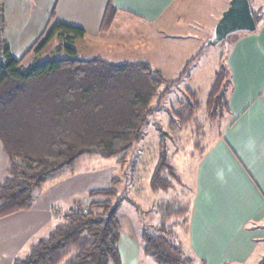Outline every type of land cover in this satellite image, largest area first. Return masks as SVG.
Returning <instances> with one entry per match:
<instances>
[{"label": "trees", "instance_id": "obj_1", "mask_svg": "<svg viewBox=\"0 0 264 264\" xmlns=\"http://www.w3.org/2000/svg\"><path fill=\"white\" fill-rule=\"evenodd\" d=\"M117 13L109 1L101 35L110 31ZM253 13L258 24L262 10L256 15L253 9ZM5 23V8L0 0V139L10 159L0 184V218L31 209L36 192L58 172L74 170L80 157L125 155L142 139L149 116L161 109V103L152 105L156 96L160 94L157 101L162 102L205 50L186 62L179 78L168 80L147 61H113L100 55L80 57L76 41L86 38V31L53 21L26 56L42 52L53 40L59 41L57 49H65L67 55L37 58L25 66L23 58H16L10 51L4 37ZM223 80L218 74L206 102L211 117L224 101L227 106ZM162 85L166 87L160 92ZM199 105L198 101L189 103L174 116L186 125L194 119ZM161 144L151 179L153 191L173 188V182L165 176L167 172L181 181ZM118 182L120 179L114 177L110 186L90 190V202L85 207L70 209L63 223L33 244L25 257L14 259L13 264H121V200L111 199L117 194ZM184 207L177 213L171 210L170 215L180 217L188 212V206ZM171 234L172 226L165 221L154 232H144V252L158 264H190L193 259ZM258 264H264V256Z\"/></svg>", "mask_w": 264, "mask_h": 264}, {"label": "rangeland", "instance_id": "obj_2", "mask_svg": "<svg viewBox=\"0 0 264 264\" xmlns=\"http://www.w3.org/2000/svg\"><path fill=\"white\" fill-rule=\"evenodd\" d=\"M197 3L186 0L179 4L182 11L180 10L179 16L176 17L178 25L174 28L167 26L168 29L156 28L128 17L118 16L106 36L85 39L77 43L76 49L82 58L100 55L113 61H147L154 69L160 67L162 69H159L160 73L168 80L179 78L186 62L201 49L205 50L189 66L187 74L180 82L173 85L170 92L164 95L162 102L157 101L160 94L156 96L152 105L161 103V109L149 116V121L142 131V139L125 155L113 157H103L100 154L84 155L78 159L74 170H62L59 175L48 181V187L43 189L47 205L44 207L42 200H39L35 209L36 212L52 210L53 217L46 226L33 233L37 227V223L34 222L36 217L28 226L21 221L24 216L22 214L27 210L9 219L10 223L3 228L9 229L13 234H25L21 237L24 240H20L25 242V247L16 257L12 256L14 248L8 250L5 264H13L14 259L25 257L33 244L46 237L56 225L65 221V213L70 209L85 207L86 203L90 202L88 193L91 189L110 186L114 177L119 178L120 182L116 183L117 194L111 199L121 200L118 211L121 231L142 245V233L154 232L165 221L172 226V239L182 246L187 256L194 259L190 264H198L185 233L188 228V212L182 213L180 217L171 216L170 212L173 210L177 213L180 207L187 206L177 205L176 201H180L182 192H187L186 196L182 197L185 198L190 197L196 190L199 159L204 150L207 151L222 135L224 125L229 120V117H226L229 110L227 100V106L224 101L223 106L217 107L214 117L209 115L206 102L218 74L224 77L222 84L225 97L233 93L235 80L232 52L234 46H237L235 42L238 38L250 32L233 33L221 43L206 48V43L213 35V26L218 18L216 16L225 4L223 0H205ZM252 3L258 15L264 9V0H253ZM193 13L195 16H191ZM58 45L59 41L53 40L42 50L38 59L66 56V50L59 51ZM32 54L35 57L37 53L33 51L24 56L22 60L24 65L32 61ZM165 87L162 85L160 92ZM195 101L200 105L194 119L186 125H181L175 118V113ZM161 143H164L167 159L174 165L181 178L178 182L168 172L165 174L174 184L169 191H153L151 187V179L160 157ZM57 179H61L60 184L50 186V183ZM38 194L39 190L36 192L37 197ZM41 222L40 220L39 223ZM31 233L33 234L30 236ZM263 256L264 243L249 264H258ZM149 258L151 256L145 253L141 255L143 264H148L147 261L151 260ZM152 262L158 264L154 259Z\"/></svg>", "mask_w": 264, "mask_h": 264}, {"label": "crops", "instance_id": "obj_3", "mask_svg": "<svg viewBox=\"0 0 264 264\" xmlns=\"http://www.w3.org/2000/svg\"><path fill=\"white\" fill-rule=\"evenodd\" d=\"M109 1L2 0L6 16L4 37L11 53L22 59L53 21L80 26L86 31L87 37L77 40L76 45L85 39L106 36L110 31L101 35L100 27ZM182 1L186 0H112V3L118 9L116 19L123 16L156 28H174L178 25L176 17L182 11L179 7ZM187 1L198 4L205 0ZM250 1L252 5L253 0ZM223 2L225 5L216 16L215 24L230 0ZM260 15L262 18L256 30L239 37L232 52L235 89L227 95L229 110L226 117L229 120L222 135L199 159L196 190L185 198L182 197L187 192H182L180 201H176L189 208L185 233L198 264H249L264 243V9ZM41 53L35 57L32 54V61L25 66ZM9 164L0 139V184ZM60 180L50 186H57ZM48 181L39 190V196H35L33 207L22 214L26 216L25 221L22 220L24 216L21 218L25 226L36 217L37 227L33 233L46 226L53 217L52 210H35L39 200L44 207L47 205L43 189L48 187ZM20 212L0 218V242H3L0 244V264H5L8 250L15 249L13 257L24 250L25 242L20 240H24L21 237L25 234H13L3 228ZM119 252L121 264H143V242L141 245L123 231ZM149 259L147 263L153 264L152 256Z\"/></svg>", "mask_w": 264, "mask_h": 264}, {"label": "water", "instance_id": "obj_4", "mask_svg": "<svg viewBox=\"0 0 264 264\" xmlns=\"http://www.w3.org/2000/svg\"><path fill=\"white\" fill-rule=\"evenodd\" d=\"M257 22L250 0H230L229 6L222 12L215 24L212 38L205 47L216 45L226 40L231 34L243 31L254 32Z\"/></svg>", "mask_w": 264, "mask_h": 264}]
</instances>
